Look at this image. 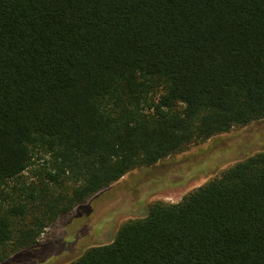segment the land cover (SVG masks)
Segmentation results:
<instances>
[{"label": "trees", "instance_id": "1", "mask_svg": "<svg viewBox=\"0 0 264 264\" xmlns=\"http://www.w3.org/2000/svg\"><path fill=\"white\" fill-rule=\"evenodd\" d=\"M263 120L264 0H0V264ZM62 264H264V149Z\"/></svg>", "mask_w": 264, "mask_h": 264}, {"label": "rangeland", "instance_id": "2", "mask_svg": "<svg viewBox=\"0 0 264 264\" xmlns=\"http://www.w3.org/2000/svg\"><path fill=\"white\" fill-rule=\"evenodd\" d=\"M263 149L264 120L195 146L147 169L148 172L134 171L132 177L125 176L82 207L58 218L39 239L35 246L38 253L33 258L19 253L6 264H62L88 245L109 244L121 223L147 216L153 203H179L235 162ZM161 173H165L163 178L156 176ZM119 184H123V194L105 208L115 198L109 190Z\"/></svg>", "mask_w": 264, "mask_h": 264}]
</instances>
